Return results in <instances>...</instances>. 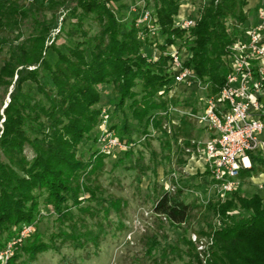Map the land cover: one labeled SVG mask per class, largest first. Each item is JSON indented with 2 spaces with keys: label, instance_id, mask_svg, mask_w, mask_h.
Returning a JSON list of instances; mask_svg holds the SVG:
<instances>
[{
  "label": "trees",
  "instance_id": "obj_1",
  "mask_svg": "<svg viewBox=\"0 0 264 264\" xmlns=\"http://www.w3.org/2000/svg\"><path fill=\"white\" fill-rule=\"evenodd\" d=\"M25 1L0 0V56L6 53L0 66V247L33 224L42 205L52 209L58 232L47 240L35 233L3 264L33 262L58 250L56 240L75 249L88 243L97 247L107 233L103 222L111 214L121 215L125 202L105 194L100 182L105 155L91 145L86 158L82 153L87 142L95 143L101 85L112 89V115L121 120L113 127L119 138L143 148L151 138L158 139V154L151 153L146 167L140 166L143 148L127 150L118 163L128 161V170L150 173L152 212L171 226L185 224L198 206L185 201L181 188L168 192L155 177L162 164L166 176L173 172L172 157L184 164V149L195 129V123L174 117L169 108L199 109L176 101L175 93L169 96L173 79L166 52L171 46L184 49L188 57L183 64L206 86L205 97L218 95L227 74L224 58L247 21L249 0L202 2L190 16L195 24L188 30L174 25L182 0H142L158 37L135 25L138 14L130 21L119 17L125 6L116 8V3L122 0H51L33 7ZM55 7L63 16L60 23V13L47 18L41 11ZM56 30L59 34L52 37ZM8 34L15 35L14 42H7ZM149 47L158 51L156 59H151ZM248 155L251 167L240 178L264 171V159ZM83 195L88 197L80 199ZM200 208L203 218L220 220L215 229L207 222L209 233L198 232L213 239L207 264H264V200L235 191ZM116 223L120 232L122 223ZM195 261L199 264L197 257Z\"/></svg>",
  "mask_w": 264,
  "mask_h": 264
},
{
  "label": "rangeland",
  "instance_id": "obj_2",
  "mask_svg": "<svg viewBox=\"0 0 264 264\" xmlns=\"http://www.w3.org/2000/svg\"><path fill=\"white\" fill-rule=\"evenodd\" d=\"M51 0H26L24 3L28 7L39 6L41 4H48ZM59 1V0H56ZM185 2L193 3V10L191 15L196 11L197 6L202 2L208 0H182ZM181 1V3H182ZM60 2V1H59ZM115 2V0H114ZM122 4L123 7L119 13V17L125 21H130L131 17L137 14L132 12L130 9L138 2L132 3L130 0H122L116 3V8H119L118 4ZM137 11V6L135 7ZM47 18H50L51 14H59V23L62 20L61 11L55 7L53 10L44 9ZM26 34V31H23ZM53 33L54 37L57 33ZM14 34H8L6 40L8 43L15 41ZM61 39L63 35H61ZM61 41V40H59ZM7 52V48L5 49ZM183 52V51H182ZM49 50L47 56L53 57V53ZM149 54L152 57H158L159 53L153 49L149 50ZM6 53L0 56V66ZM202 85L197 83H191L190 85L179 84L178 86H172L171 92L175 93L176 101L180 103L191 102L197 109L202 106L203 99L205 97V91ZM101 96V102L99 108L105 109L107 113L106 124L104 127L101 126V119L96 126V139L95 143L87 142L82 153L86 158L90 152L89 147L92 149H100L98 143L99 130L106 129L107 132L115 138L127 142L129 144L126 149L141 150L143 147L131 145L127 139L119 138L117 136V130L114 126L120 125L121 120L118 117L112 115L114 110L113 107V92L111 87L101 85L98 87ZM1 97V92H0ZM7 100V96L5 98ZM183 107V106H180ZM185 108V107H184ZM176 122V121H175ZM191 135V138L205 140L207 137L206 133H203L201 128L196 126ZM198 127V128H197ZM113 128V129H112ZM200 128V129H199ZM200 131V132H199ZM92 133V132H91ZM151 135L157 137L158 133L152 132ZM184 145L182 141V146ZM142 160L140 166L146 167L150 164L151 153L158 154L159 144L157 138H151L149 145L142 149ZM126 151L115 150L112 155H105V167L104 174L102 175L100 182L105 190V194L120 198L125 202L121 215L111 214L109 221L103 223L106 224L107 233L103 237L99 238L98 246L95 247L91 243H88L82 248L75 249L68 243L61 244L56 240L55 245L58 250H50L38 255L37 259L33 262L26 264H197L195 257H197L199 264H207V261L211 255V249L213 246V239L210 234H198V232H208L206 227L207 222L210 223L211 227L215 229L219 226L220 220L216 217L203 218L205 212L200 208V204H206L212 199V194L206 192L208 184L207 178L199 173L201 167L190 159L187 152L182 156L184 164L179 163L177 157H172L171 169L172 173L166 176L163 173L164 165L157 167V176L155 180L158 184H163L164 189L174 192L176 188L183 190L182 197L187 203L192 206H198L193 212L191 217L185 224L171 226L163 216L155 215L152 212L151 205V192L148 188L150 180L153 179L150 173L145 175L141 174L139 170H128L130 162L126 161L118 163L120 158ZM185 151V150H184ZM257 154V153H256ZM137 153H134L136 158ZM159 157V156H157ZM201 164V163H200ZM196 174L200 176H196ZM244 173L243 175H245ZM192 176H196L195 179H191ZM249 192L257 193L260 195V190L256 186L249 188ZM88 196L83 195L80 199H86ZM56 217L52 213V209L49 206H41L36 221L33 224L23 226L20 229L16 239L20 232L23 231V241L18 243L19 245L24 243L28 238L33 236L35 233H39L42 237L47 240L52 234L58 232L56 224ZM120 220L123 229L120 232L115 231L117 221ZM91 224V220H88ZM11 241H7L2 247H0V264L4 259L5 247L10 245ZM192 244V247L189 245ZM12 246L11 249L16 250L18 248ZM152 245L154 246L153 248ZM202 246V248H200ZM150 249V253H149ZM14 252V251H13ZM14 254V253H13ZM5 263V262H4Z\"/></svg>",
  "mask_w": 264,
  "mask_h": 264
},
{
  "label": "built area",
  "instance_id": "obj_3",
  "mask_svg": "<svg viewBox=\"0 0 264 264\" xmlns=\"http://www.w3.org/2000/svg\"><path fill=\"white\" fill-rule=\"evenodd\" d=\"M136 6L142 9L137 12ZM130 11L138 14L136 26L145 27L150 36L158 37L159 29L150 11L144 9L142 0ZM194 24L195 19L190 16L174 22L175 26L184 30ZM240 27L242 32L239 38L231 44L224 58L227 74L218 95L204 97L197 112H193L191 107L169 108L171 115L186 116L207 134L205 140L191 138L184 150L191 160L201 163L199 173L208 180L205 190L218 200L237 190L240 172L251 167L248 154L264 152V6L257 10L253 23L247 20ZM139 36L143 38V35ZM166 53L169 56L168 72L173 79L172 86L197 83L205 91L206 86L197 80L193 70L184 66V59L188 57L184 49L171 46ZM151 59L156 58L151 56ZM172 95L170 90L169 96ZM100 119L104 127L107 119L105 109L101 110ZM172 122L176 123L175 120ZM167 130L169 132L168 127ZM98 143L99 152L107 155H112L115 150L126 151L129 147L127 142L111 136L106 129L99 130ZM178 143L182 145V139ZM24 235L21 231L5 247L1 264L13 255L12 246L23 241Z\"/></svg>",
  "mask_w": 264,
  "mask_h": 264
},
{
  "label": "crops",
  "instance_id": "obj_4",
  "mask_svg": "<svg viewBox=\"0 0 264 264\" xmlns=\"http://www.w3.org/2000/svg\"><path fill=\"white\" fill-rule=\"evenodd\" d=\"M131 1V0H130ZM264 6V0H249L245 10L247 12V20L249 23H253L255 21L256 12L259 8ZM193 10L192 2L182 1L179 9L178 15L174 18V22L179 19L187 18L191 16ZM160 41V39H159ZM153 49L158 52L155 48L149 47V50ZM156 58V57H154ZM200 132V131H199ZM259 158L264 159V152L257 153ZM193 162L195 160H192ZM195 163H199L197 166L200 167V162L195 161ZM201 169V168H200ZM200 171V170H199ZM252 186H256L258 190H260V195L257 193L249 192V188ZM236 192H239L244 197H251L252 195H258L262 200H264V171L252 177H241L239 178V183L237 186Z\"/></svg>",
  "mask_w": 264,
  "mask_h": 264
}]
</instances>
